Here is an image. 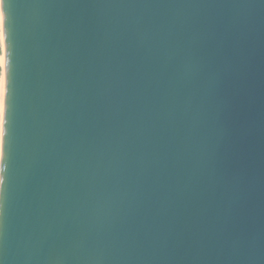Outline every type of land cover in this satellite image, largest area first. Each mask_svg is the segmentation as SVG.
<instances>
[{"label":"water","instance_id":"water-1","mask_svg":"<svg viewBox=\"0 0 264 264\" xmlns=\"http://www.w3.org/2000/svg\"><path fill=\"white\" fill-rule=\"evenodd\" d=\"M1 12L0 260L264 264V0Z\"/></svg>","mask_w":264,"mask_h":264},{"label":"clouds","instance_id":"clouds-1","mask_svg":"<svg viewBox=\"0 0 264 264\" xmlns=\"http://www.w3.org/2000/svg\"><path fill=\"white\" fill-rule=\"evenodd\" d=\"M2 4L3 0H0V5ZM5 65L4 16L0 12V222H2L3 215V186L5 182V97L3 88ZM0 264H5V261L0 260Z\"/></svg>","mask_w":264,"mask_h":264},{"label":"snow or ice","instance_id":"snow-or-ice-1","mask_svg":"<svg viewBox=\"0 0 264 264\" xmlns=\"http://www.w3.org/2000/svg\"><path fill=\"white\" fill-rule=\"evenodd\" d=\"M7 22H8V17L4 16V41H5V48H7V41H8V32H7ZM11 64H12V60H11V56H10V52L7 51V56H6V67H7V76H8V82H7V87L5 90V147H6V139H7V135H8V131H7V124H8V120H7V96L9 95L10 92V68H11Z\"/></svg>","mask_w":264,"mask_h":264},{"label":"bare ground","instance_id":"bare-ground-1","mask_svg":"<svg viewBox=\"0 0 264 264\" xmlns=\"http://www.w3.org/2000/svg\"><path fill=\"white\" fill-rule=\"evenodd\" d=\"M0 12H1V5H0ZM4 79H5V69H4V75H3V84H4Z\"/></svg>","mask_w":264,"mask_h":264}]
</instances>
